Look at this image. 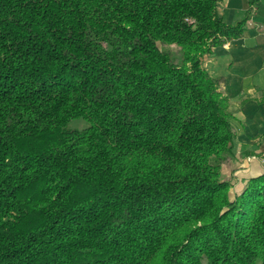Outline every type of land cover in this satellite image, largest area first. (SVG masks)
I'll return each mask as SVG.
<instances>
[{
	"label": "trees",
	"instance_id": "trees-1",
	"mask_svg": "<svg viewBox=\"0 0 264 264\" xmlns=\"http://www.w3.org/2000/svg\"><path fill=\"white\" fill-rule=\"evenodd\" d=\"M258 1L0 0V264H264V172L230 195L202 65Z\"/></svg>",
	"mask_w": 264,
	"mask_h": 264
},
{
	"label": "crops",
	"instance_id": "crops-1",
	"mask_svg": "<svg viewBox=\"0 0 264 264\" xmlns=\"http://www.w3.org/2000/svg\"><path fill=\"white\" fill-rule=\"evenodd\" d=\"M248 7L249 0H219L218 8L223 20L233 23ZM202 65L211 77L221 78L228 99L235 140L220 177L230 182L233 196L247 178L264 172V0L256 2L242 36L213 48Z\"/></svg>",
	"mask_w": 264,
	"mask_h": 264
},
{
	"label": "rangeland",
	"instance_id": "rangeland-1",
	"mask_svg": "<svg viewBox=\"0 0 264 264\" xmlns=\"http://www.w3.org/2000/svg\"><path fill=\"white\" fill-rule=\"evenodd\" d=\"M86 125L87 124H86L85 120H83L81 118L73 119L70 121V124H69L70 127H76L79 129L84 128Z\"/></svg>",
	"mask_w": 264,
	"mask_h": 264
},
{
	"label": "built area",
	"instance_id": "built-area-1",
	"mask_svg": "<svg viewBox=\"0 0 264 264\" xmlns=\"http://www.w3.org/2000/svg\"><path fill=\"white\" fill-rule=\"evenodd\" d=\"M186 20H187V18H186Z\"/></svg>",
	"mask_w": 264,
	"mask_h": 264
}]
</instances>
